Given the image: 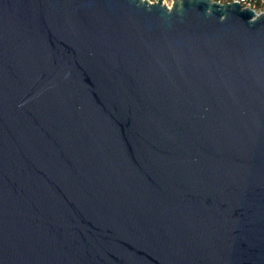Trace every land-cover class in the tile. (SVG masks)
<instances>
[{"label": "water", "instance_id": "95a60500", "mask_svg": "<svg viewBox=\"0 0 264 264\" xmlns=\"http://www.w3.org/2000/svg\"><path fill=\"white\" fill-rule=\"evenodd\" d=\"M0 264H264V13L0 0Z\"/></svg>", "mask_w": 264, "mask_h": 264}, {"label": "built area", "instance_id": "2783aa9c", "mask_svg": "<svg viewBox=\"0 0 264 264\" xmlns=\"http://www.w3.org/2000/svg\"><path fill=\"white\" fill-rule=\"evenodd\" d=\"M149 3H155L158 0H146ZM212 3L218 5H226L232 4L234 2L238 3L244 9L253 10L256 14L264 13V0H209ZM162 3L167 6L171 7L172 0H162Z\"/></svg>", "mask_w": 264, "mask_h": 264}]
</instances>
